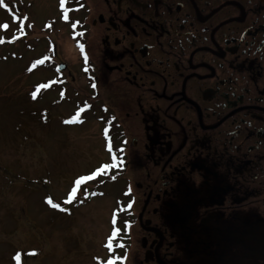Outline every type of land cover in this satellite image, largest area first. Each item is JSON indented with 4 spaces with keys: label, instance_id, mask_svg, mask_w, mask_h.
<instances>
[{
    "label": "flooded vegetation",
    "instance_id": "flooded-vegetation-1",
    "mask_svg": "<svg viewBox=\"0 0 264 264\" xmlns=\"http://www.w3.org/2000/svg\"><path fill=\"white\" fill-rule=\"evenodd\" d=\"M61 8L56 84L122 161L101 249L113 240V264H264V0Z\"/></svg>",
    "mask_w": 264,
    "mask_h": 264
},
{
    "label": "rangeland",
    "instance_id": "rangeland-1",
    "mask_svg": "<svg viewBox=\"0 0 264 264\" xmlns=\"http://www.w3.org/2000/svg\"><path fill=\"white\" fill-rule=\"evenodd\" d=\"M59 1L0 0V264H113L118 256L113 240L101 244L123 181L111 170L90 177L110 160L103 129L94 113L80 118L47 66L56 62ZM45 50L46 67L26 72Z\"/></svg>",
    "mask_w": 264,
    "mask_h": 264
},
{
    "label": "snow or ice",
    "instance_id": "snow-or-ice-1",
    "mask_svg": "<svg viewBox=\"0 0 264 264\" xmlns=\"http://www.w3.org/2000/svg\"><path fill=\"white\" fill-rule=\"evenodd\" d=\"M61 6H63V0H61ZM109 151L110 152L112 151L111 148H109ZM113 160L117 161V163H122V161L119 160V157L118 156H113ZM115 166H116L115 164H112V165L106 164L104 167H105V169H107L109 167H115ZM77 183H79V181H77ZM73 191H75V190H73ZM49 203H51V201H49Z\"/></svg>",
    "mask_w": 264,
    "mask_h": 264
},
{
    "label": "water",
    "instance_id": "water-1",
    "mask_svg": "<svg viewBox=\"0 0 264 264\" xmlns=\"http://www.w3.org/2000/svg\"><path fill=\"white\" fill-rule=\"evenodd\" d=\"M63 68V67H62Z\"/></svg>",
    "mask_w": 264,
    "mask_h": 264
}]
</instances>
